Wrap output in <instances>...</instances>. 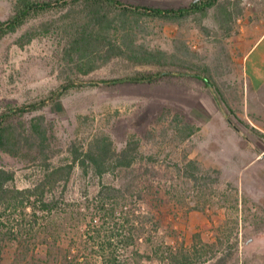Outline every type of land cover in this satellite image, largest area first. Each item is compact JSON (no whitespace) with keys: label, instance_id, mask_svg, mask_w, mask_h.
<instances>
[{"label":"rangeland","instance_id":"1","mask_svg":"<svg viewBox=\"0 0 264 264\" xmlns=\"http://www.w3.org/2000/svg\"><path fill=\"white\" fill-rule=\"evenodd\" d=\"M15 1L0 0V21L13 14ZM120 1L178 9L195 0ZM240 6L242 15L230 35L220 27L216 8L178 22L112 12L111 40L126 51L127 46L163 51V66L120 57L98 61L85 73L77 57L67 54L65 34L41 33L21 47L22 36L45 22L61 23L66 10L38 16L0 39V115L11 106L49 99L71 81L165 70L181 74L155 84L71 89L14 120L28 127L44 117L53 168L69 164L76 151L82 154L101 135L109 136L118 152L130 141L133 147L137 143L138 160L103 177L77 167L68 182L59 180L46 195L54 200L53 211L41 212L35 232L7 248L4 264H103L100 242L108 237L115 246L114 264H264V250L253 243L264 231L256 205V180L264 179V168L250 169L255 152L264 149V137L233 110L234 87L243 82L240 44L256 27L264 30V0H240ZM188 126L195 134L185 138ZM0 168L15 173L19 189L35 187L46 175L43 158L22 160L1 151ZM103 186L122 189L131 212H106L97 198ZM122 199L116 200L122 205Z\"/></svg>","mask_w":264,"mask_h":264},{"label":"trees","instance_id":"2","mask_svg":"<svg viewBox=\"0 0 264 264\" xmlns=\"http://www.w3.org/2000/svg\"><path fill=\"white\" fill-rule=\"evenodd\" d=\"M213 8L217 9L216 19L220 27L230 35L233 26L243 12L240 0H225L224 2L201 0L197 3L192 2L188 7L178 9L134 6L120 0H16L13 14L8 19L0 21V39L19 32L30 20L38 16L66 10V13L62 14L61 23L45 22L41 24L40 28L31 30L22 36L20 38L21 47L33 42L41 33L47 35L51 33L65 34L68 38L67 54L77 57L78 65L85 73L90 72L94 63L98 61L108 62L113 58L120 57H127L138 65L163 66L167 63L165 52H144L128 46L126 51L111 40L110 32L116 24L115 18L110 16L111 13L118 12L121 17L134 15L138 18L147 17L178 22L196 13L207 16ZM128 52L131 54L129 55ZM180 76V73L165 70L109 80L71 81L49 99L33 104L11 106L0 115V151L22 160L34 161L43 158L46 171L44 180L35 187L19 189L14 185L15 173L0 168V264H4L5 253L9 246H16L18 243L20 245L22 240L24 241L27 236L35 232V223L39 219L40 213L53 211L54 200L48 201L46 195L49 192L48 189L55 188L59 180L64 179L65 182H68L71 173L77 167L86 175L93 174L103 177L106 173L117 168H131L138 160V156H136L138 154L137 143H135L137 146L133 147V141H130L122 151L118 152L112 139L107 135H101L92 141L82 154L76 151L69 164L53 168L47 160L50 152V137L44 117L34 118L28 127L22 123H16L14 120L43 109L71 89L102 85L155 84L164 77ZM197 78L204 79L210 88L214 86L207 78L199 76ZM228 121L233 125L230 116ZM185 133V138H189L195 134V131L188 126V131L186 130ZM118 197H123L124 204L121 205L116 200ZM97 198L103 209L106 212L110 211L113 216L118 211L123 214L131 212L132 208L127 203L130 202V197L122 193L120 188L103 186ZM100 232L101 230L95 232L97 237L101 235ZM111 238L108 237V240L100 242L103 245L101 253L105 257L103 264H114L115 246L111 242ZM153 252L158 256L157 249H154ZM147 257L151 258L152 256L148 255Z\"/></svg>","mask_w":264,"mask_h":264},{"label":"crops","instance_id":"3","mask_svg":"<svg viewBox=\"0 0 264 264\" xmlns=\"http://www.w3.org/2000/svg\"><path fill=\"white\" fill-rule=\"evenodd\" d=\"M257 29L256 27L245 35L240 44L239 61L243 82L239 87H234L233 110L237 119L264 137V30L260 32ZM239 130L236 129V132L242 131ZM255 155L254 161L250 163V169L260 171L264 168V149L256 151ZM256 181L259 183L256 186L258 199L256 205L264 217V200H261L264 199V179ZM256 242L264 250V231L258 241L256 239L253 241Z\"/></svg>","mask_w":264,"mask_h":264},{"label":"water","instance_id":"4","mask_svg":"<svg viewBox=\"0 0 264 264\" xmlns=\"http://www.w3.org/2000/svg\"><path fill=\"white\" fill-rule=\"evenodd\" d=\"M199 1H201V0H195L194 3H197V2H199Z\"/></svg>","mask_w":264,"mask_h":264}]
</instances>
